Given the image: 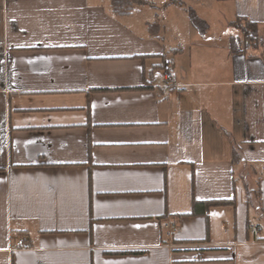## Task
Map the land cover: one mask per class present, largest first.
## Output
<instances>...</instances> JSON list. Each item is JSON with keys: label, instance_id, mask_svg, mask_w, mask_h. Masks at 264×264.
I'll use <instances>...</instances> for the list:
<instances>
[{"label": "crops", "instance_id": "obj_1", "mask_svg": "<svg viewBox=\"0 0 264 264\" xmlns=\"http://www.w3.org/2000/svg\"><path fill=\"white\" fill-rule=\"evenodd\" d=\"M147 1L0 0V264H264V0Z\"/></svg>", "mask_w": 264, "mask_h": 264}, {"label": "trees", "instance_id": "obj_2", "mask_svg": "<svg viewBox=\"0 0 264 264\" xmlns=\"http://www.w3.org/2000/svg\"><path fill=\"white\" fill-rule=\"evenodd\" d=\"M111 6L112 14L118 17L127 16L133 10L135 6H154L152 3H149L147 0H108ZM169 4H174L180 8H182L189 20L190 25L194 28L198 33L203 34L207 30V24L201 20L193 9L184 5L183 2L179 0H171L168 3L163 5V8L168 6ZM236 28L239 32V35H242V27L244 26L251 33V40L254 37L255 33V24L250 21H235ZM149 31L153 35L158 34V25L153 23L148 26ZM235 159V158H234ZM233 200H216V201H207L204 203L193 202L192 213L191 215H195L198 212V207H204L203 215L207 216V211L211 207H222V206H233ZM202 212V211H201Z\"/></svg>", "mask_w": 264, "mask_h": 264}, {"label": "built area", "instance_id": "obj_3", "mask_svg": "<svg viewBox=\"0 0 264 264\" xmlns=\"http://www.w3.org/2000/svg\"><path fill=\"white\" fill-rule=\"evenodd\" d=\"M241 39H242V47L248 48L250 46L251 33L244 26L242 27ZM163 79H164V88H167V89L171 88L173 85V77L171 73L165 70ZM25 246L26 245L23 240H18L10 246L9 251L14 252V251L24 248Z\"/></svg>", "mask_w": 264, "mask_h": 264}, {"label": "rangeland", "instance_id": "obj_4", "mask_svg": "<svg viewBox=\"0 0 264 264\" xmlns=\"http://www.w3.org/2000/svg\"><path fill=\"white\" fill-rule=\"evenodd\" d=\"M152 2H155L156 4H161V3H163L165 0H151ZM200 10V9H199ZM212 15L214 14V12L213 13H211ZM212 32H214V31H212ZM211 32V33H212ZM216 32V31H215Z\"/></svg>", "mask_w": 264, "mask_h": 264}]
</instances>
